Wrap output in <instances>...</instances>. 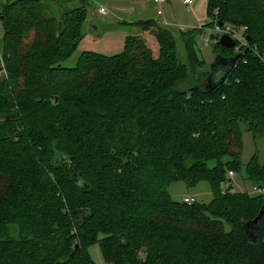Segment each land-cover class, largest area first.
<instances>
[{
	"label": "trees",
	"instance_id": "obj_1",
	"mask_svg": "<svg viewBox=\"0 0 264 264\" xmlns=\"http://www.w3.org/2000/svg\"><path fill=\"white\" fill-rule=\"evenodd\" d=\"M62 2L59 14L42 0L0 5V264H96L95 243L105 264H264V212L251 238L244 227L264 191H222L228 170L264 188V151L241 162L243 131L264 143V0H206L208 27L249 37L214 43L238 57L211 90L203 72L178 88L204 62L203 29L153 19L130 23L154 27L157 55L128 35L119 53L62 66L88 0ZM178 180L207 181L211 199H172Z\"/></svg>",
	"mask_w": 264,
	"mask_h": 264
},
{
	"label": "rangeland",
	"instance_id": "obj_2",
	"mask_svg": "<svg viewBox=\"0 0 264 264\" xmlns=\"http://www.w3.org/2000/svg\"><path fill=\"white\" fill-rule=\"evenodd\" d=\"M4 1L5 0H0V5ZM42 1L49 4L54 14H59L64 7L62 0ZM205 1L206 0L199 1V11L201 14L200 21L196 20V23L194 22L193 26L189 27L185 21L189 17H193V5L192 9L188 11L187 6L182 0H167L162 4H159L161 10L160 14L157 13L158 7L153 0H88L87 18L82 27V37L78 41L72 54L61 61L60 64L65 67L74 66L78 56L81 52L86 50L105 55L119 53L123 50L128 35L142 38L151 48L153 54L157 55L158 43L152 31L154 27L141 28L139 25L130 22L147 19H154L156 21L160 20L161 23H158L170 28L177 34L179 31H185L191 28L199 29L204 22L208 23L209 21L205 15ZM77 4H79V2ZM100 6H103L106 9L105 14H101L97 11ZM230 26L233 27L232 25ZM180 27H182L181 30H179ZM237 33H240V31L237 30L236 34ZM2 34L3 26L0 20V39ZM215 34V30L205 28L197 35L195 48L198 57L203 59L204 62H202L201 66L196 68L194 73L190 72L188 80L182 81L178 84L179 89H186L190 84L199 82L201 86H205L207 75L215 62L217 55H230L214 48L213 41ZM237 40L241 43L243 38H238ZM177 52L180 59L183 60V48L179 41L177 42ZM234 52H237V50L234 49ZM198 72L204 73L199 82L196 78ZM256 151L259 153L263 152L264 143L261 142L260 139H254L250 131H243L241 162H247L249 156ZM222 188V191L230 188L231 191L247 192L250 195L259 193L250 181L242 179L241 173L238 171L234 173L233 177H226V180L222 183ZM166 189L172 199L178 201H182V198L186 195L194 196L198 202H208L212 197L209 184L204 180L191 187L187 186L185 182L178 180L168 184ZM88 251L96 264H105L98 244L95 243L89 246Z\"/></svg>",
	"mask_w": 264,
	"mask_h": 264
},
{
	"label": "water",
	"instance_id": "obj_3",
	"mask_svg": "<svg viewBox=\"0 0 264 264\" xmlns=\"http://www.w3.org/2000/svg\"><path fill=\"white\" fill-rule=\"evenodd\" d=\"M218 24L223 25V22H218ZM238 37H241V33H238ZM244 38L248 39L249 37L244 35ZM218 42L220 45L227 48H233L235 46V40L229 34L226 33L220 35ZM237 57L238 55L227 57L218 54L215 62L212 65L210 72L207 75L205 88L211 90L215 87L217 83L223 82L226 74L233 67ZM55 100H57V97L55 98ZM263 212H264V203L261 205L258 214L244 225L245 231L250 238H251V234L247 231L246 227L251 223L257 224L259 217ZM75 247H77V244L75 245Z\"/></svg>",
	"mask_w": 264,
	"mask_h": 264
},
{
	"label": "built area",
	"instance_id": "obj_4",
	"mask_svg": "<svg viewBox=\"0 0 264 264\" xmlns=\"http://www.w3.org/2000/svg\"><path fill=\"white\" fill-rule=\"evenodd\" d=\"M166 0H153V2L157 5V13L160 14L161 10L159 8V4H162L163 2H165ZM183 3L187 6L188 11L191 10L192 8V4H193V0H182ZM97 11L101 14H105L106 13V9L103 6H100ZM208 28L209 30H215V36H214V43L218 42L219 37L221 34L226 33L229 34L234 40H237L238 38H243V41L238 44V47L240 45H245L246 44V39L244 38V33L243 31L245 30V27H243L240 30L241 33V37H238V33L236 34L237 29L232 28L229 24H224L223 25H219L218 23H215L214 26L212 27H208L206 25V23L204 22L201 26L200 29H205ZM179 29H182V27H180ZM4 70L0 71L3 72ZM227 178H231L234 176V172L232 170H228L227 174H226ZM229 184H230V180H229ZM254 188H256V190L258 192H263L264 188H257L254 186ZM195 197L191 196V195H186L182 198V201L187 203V204H191L193 202H195Z\"/></svg>",
	"mask_w": 264,
	"mask_h": 264
},
{
	"label": "crops",
	"instance_id": "obj_5",
	"mask_svg": "<svg viewBox=\"0 0 264 264\" xmlns=\"http://www.w3.org/2000/svg\"><path fill=\"white\" fill-rule=\"evenodd\" d=\"M167 1V0H166ZM199 1L200 0H193V13H194V15H193V17L191 16V17H189L185 22L188 24V26L189 27H192L193 26V23L195 22L196 23V20L198 21L200 18H201V14H200V11H199ZM196 8H197V10H198V12H197V10H196ZM192 9V8H191ZM205 15H206V1H205ZM154 20V19H153ZM156 21V20H155ZM200 21V20H199ZM133 22H136V21H133ZM156 22H160L161 23V21L159 20V21H156ZM159 23V24H160ZM163 24V23H162Z\"/></svg>",
	"mask_w": 264,
	"mask_h": 264
}]
</instances>
